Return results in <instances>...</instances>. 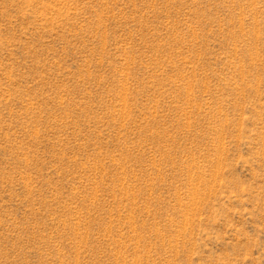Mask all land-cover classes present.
I'll use <instances>...</instances> for the list:
<instances>
[{"label":"rangeland","instance_id":"374dc122","mask_svg":"<svg viewBox=\"0 0 264 264\" xmlns=\"http://www.w3.org/2000/svg\"><path fill=\"white\" fill-rule=\"evenodd\" d=\"M0 264H264V0H0Z\"/></svg>","mask_w":264,"mask_h":264}]
</instances>
